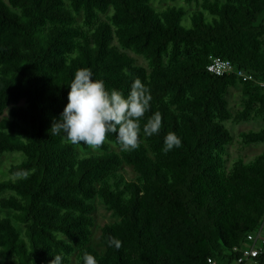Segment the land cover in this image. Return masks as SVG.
<instances>
[{
    "label": "trees",
    "instance_id": "16d2710c",
    "mask_svg": "<svg viewBox=\"0 0 264 264\" xmlns=\"http://www.w3.org/2000/svg\"><path fill=\"white\" fill-rule=\"evenodd\" d=\"M153 1L0 0V161L22 156L0 181V264H50L58 254L84 264L85 252L97 264H233L232 248L264 223V153L226 170L232 139L222 125L264 114V0H170L191 12ZM210 58L255 82L208 73ZM79 68L125 96L136 78L150 89L138 149L117 152L113 133L93 150L50 132ZM237 86L244 99L232 116L225 96ZM157 111L162 127L146 137ZM168 132L182 144L165 154ZM240 139L264 144V128ZM97 198L118 219L102 227L101 251L90 243ZM253 261L264 264V253Z\"/></svg>",
    "mask_w": 264,
    "mask_h": 264
},
{
    "label": "clouds",
    "instance_id": "9594fccd",
    "mask_svg": "<svg viewBox=\"0 0 264 264\" xmlns=\"http://www.w3.org/2000/svg\"><path fill=\"white\" fill-rule=\"evenodd\" d=\"M68 103L59 120L54 119L50 132L53 135L64 133L66 140L74 145L85 144L96 150L106 142L108 134H116L122 150H135L140 146L141 119L150 110L152 96L150 89L139 78L131 85L125 96L121 91L105 87V82L93 79L89 68H79L69 85ZM163 117L157 111L153 113L143 126L146 137L158 134L162 127ZM181 139L175 132H168L164 137L163 151L167 154L173 148H179ZM27 171L17 175L27 178ZM109 246L117 249L121 242L109 237ZM62 256L56 255L50 264H61ZM84 264H97L96 258L85 252Z\"/></svg>",
    "mask_w": 264,
    "mask_h": 264
},
{
    "label": "rangeland",
    "instance_id": "374dc122",
    "mask_svg": "<svg viewBox=\"0 0 264 264\" xmlns=\"http://www.w3.org/2000/svg\"><path fill=\"white\" fill-rule=\"evenodd\" d=\"M152 6L157 10L165 9L171 5H179L185 7L188 11H194L197 8L195 5H186L184 1H180L178 3L173 4L170 0H154L152 2ZM80 20V19H79ZM129 54L132 57H135L137 60V64L144 68L147 67V63L141 57L135 56L134 54ZM244 97L241 94L240 87H231L228 89V93L225 96V100L227 101V108L229 113L233 116L239 113L242 110V104ZM222 125L229 133L232 142L228 145L226 153L223 154V158L225 159V169H230L233 162L237 159H242L245 163H250L253 159L264 153V144L257 143L252 144L250 146H244L240 139V134L246 133L249 131L257 132L264 128V114L258 118H251L246 122H235L231 120L222 121ZM114 150L119 152L122 148H114ZM93 152V151H91ZM22 160V156L18 153L5 154L0 161V181H5L10 179L9 174L7 173L8 168L12 164L19 163ZM120 175L123 176L126 182L133 181L135 178L134 172L128 168L124 167ZM1 197V195H0ZM95 211L93 213L94 217V228L92 229V237H91V246L94 247L97 251L102 250V245L100 243V235L101 229L105 225H111L118 221L110 211L106 210L104 205L102 204L100 199L94 200ZM220 264L222 262H219ZM71 264H77V258L74 256L71 259ZM250 264H253L250 262Z\"/></svg>",
    "mask_w": 264,
    "mask_h": 264
},
{
    "label": "built area",
    "instance_id": "2783aa9c",
    "mask_svg": "<svg viewBox=\"0 0 264 264\" xmlns=\"http://www.w3.org/2000/svg\"><path fill=\"white\" fill-rule=\"evenodd\" d=\"M206 69L208 73L217 77L234 75L243 82H255L252 74L244 70L235 69L229 61L220 58H210V63ZM257 84L260 87L264 86L261 82H257ZM232 253L240 255V259L237 261L239 263L244 260H253L262 255L264 253V223L254 232L247 235L243 246L232 248ZM208 263L216 264L213 260H208Z\"/></svg>",
    "mask_w": 264,
    "mask_h": 264
},
{
    "label": "crops",
    "instance_id": "0c3cea01",
    "mask_svg": "<svg viewBox=\"0 0 264 264\" xmlns=\"http://www.w3.org/2000/svg\"><path fill=\"white\" fill-rule=\"evenodd\" d=\"M220 262H222L221 264H228V263H225V262H223V261H220ZM250 262L253 263V264H256L253 260H244V261L241 262V263L236 262V263H233V264H250ZM216 264H220V263H216Z\"/></svg>",
    "mask_w": 264,
    "mask_h": 264
}]
</instances>
